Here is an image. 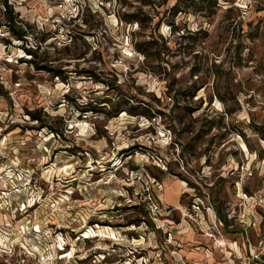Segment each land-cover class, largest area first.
I'll return each mask as SVG.
<instances>
[{
	"label": "rangeland",
	"instance_id": "obj_1",
	"mask_svg": "<svg viewBox=\"0 0 264 264\" xmlns=\"http://www.w3.org/2000/svg\"><path fill=\"white\" fill-rule=\"evenodd\" d=\"M19 1L0 259L264 264V0Z\"/></svg>",
	"mask_w": 264,
	"mask_h": 264
},
{
	"label": "built area",
	"instance_id": "obj_2",
	"mask_svg": "<svg viewBox=\"0 0 264 264\" xmlns=\"http://www.w3.org/2000/svg\"><path fill=\"white\" fill-rule=\"evenodd\" d=\"M22 2L19 0H0V32H3L4 26H7L5 24L6 22V14L9 10L13 12L15 17L18 15V12L20 11V6ZM200 209L199 207L201 204L199 202H194L193 207ZM219 221L222 222V220L219 218ZM217 243H222L220 239H216ZM261 247V242L259 243ZM18 250V252H16ZM16 252V253H15ZM14 253L17 255L15 260H9L7 258L8 255H6L5 258L0 259V264H43L42 259L37 255H35L31 250L27 249L25 246H20L18 249H14ZM261 252H256L255 254H252V259H260ZM38 259V260H37ZM249 260L243 261L238 264H249ZM237 264V263H233Z\"/></svg>",
	"mask_w": 264,
	"mask_h": 264
},
{
	"label": "trees",
	"instance_id": "obj_3",
	"mask_svg": "<svg viewBox=\"0 0 264 264\" xmlns=\"http://www.w3.org/2000/svg\"><path fill=\"white\" fill-rule=\"evenodd\" d=\"M15 20H16V19H15V15L13 14V12H12L11 10H9V11L7 12V14H6V22H5V24H6L7 26H9L10 29H11V28H13V25L15 24ZM19 36L23 37L24 35H23V33H19ZM29 51H31L30 53L32 54V50L29 49ZM38 68H46L47 70H53L54 72H56V73H55L56 75H60V71H57V70H55V69H52V68L49 67V66H43V67H38ZM34 118H36V119H40V116L34 114ZM220 219H221L222 221H226V224H228L227 219H226L222 214H221V216H220Z\"/></svg>",
	"mask_w": 264,
	"mask_h": 264
},
{
	"label": "crops",
	"instance_id": "obj_4",
	"mask_svg": "<svg viewBox=\"0 0 264 264\" xmlns=\"http://www.w3.org/2000/svg\"><path fill=\"white\" fill-rule=\"evenodd\" d=\"M178 204V203H177ZM262 251H260L261 252V256H263L264 257V246H262ZM259 260V259H258ZM264 259H260V261H263Z\"/></svg>",
	"mask_w": 264,
	"mask_h": 264
},
{
	"label": "bare ground",
	"instance_id": "obj_5",
	"mask_svg": "<svg viewBox=\"0 0 264 264\" xmlns=\"http://www.w3.org/2000/svg\"><path fill=\"white\" fill-rule=\"evenodd\" d=\"M92 233H93V230L90 229V230H87V232L85 233V235H90V234H92Z\"/></svg>",
	"mask_w": 264,
	"mask_h": 264
}]
</instances>
